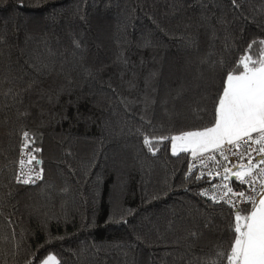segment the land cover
<instances>
[{
    "label": "trees",
    "instance_id": "trees-1",
    "mask_svg": "<svg viewBox=\"0 0 264 264\" xmlns=\"http://www.w3.org/2000/svg\"><path fill=\"white\" fill-rule=\"evenodd\" d=\"M260 39L264 0H0V264H218L234 212L143 139L210 126Z\"/></svg>",
    "mask_w": 264,
    "mask_h": 264
},
{
    "label": "snow or ice",
    "instance_id": "snow-or-ice-1",
    "mask_svg": "<svg viewBox=\"0 0 264 264\" xmlns=\"http://www.w3.org/2000/svg\"><path fill=\"white\" fill-rule=\"evenodd\" d=\"M257 44L260 45L258 54H253ZM164 140L171 142L173 155L179 154L177 151V142H179V151H190L193 158H197L198 153L216 150L224 156V160H227L228 156L224 155L222 147L227 142L240 150L233 155H239L240 159L245 156L250 157L246 166H240L241 171L233 172L231 168L225 166L222 179L229 180L228 174L231 173L241 184L253 185L251 191L256 195H248L245 191L236 193L232 187L223 183L213 185L214 190L211 195L207 189L201 195L209 196L214 202L229 203L234 211L231 225L233 239L227 252L218 253V264L225 262L226 264H264V167H261L264 165V39L250 42L235 67L226 73L222 93L214 102L211 125L198 130L183 131L179 135L170 137L144 136L143 143L155 155L157 148L153 145ZM32 143L34 140H31L30 134L24 132L18 160L19 173L15 177L17 183H36L42 178V169L38 168L41 161L33 154L40 149L30 148ZM252 152L256 153L255 157L252 156ZM209 159L215 161L214 156ZM27 165L32 167H28L25 171ZM192 167L194 168L195 165ZM257 168L258 172L255 171ZM189 171L191 172L192 168ZM257 177L262 181L259 192L255 186ZM201 178L202 176H197V179ZM220 188L225 191L217 196L215 189ZM229 194L231 197L241 198L248 208H240ZM225 197L229 199L226 200ZM53 262L59 264L56 257L49 255L42 264H53Z\"/></svg>",
    "mask_w": 264,
    "mask_h": 264
},
{
    "label": "built area",
    "instance_id": "built-area-1",
    "mask_svg": "<svg viewBox=\"0 0 264 264\" xmlns=\"http://www.w3.org/2000/svg\"><path fill=\"white\" fill-rule=\"evenodd\" d=\"M222 147L224 149V155L228 156L227 160H224V156L221 155L220 152L216 150L209 152L207 154L199 155L197 156V158L192 157L189 161L187 174L189 176H194L195 178H197V176H202L201 179H204V182L206 183V185L199 191V194L202 198L214 204H217V205H224L228 207L231 211H233V208L230 206L229 203H225L223 201L214 202L213 200L209 198V196L201 195V193L204 192L206 189L209 190V194L211 195L212 191L214 190L213 185H220L221 183L228 184L230 187L233 188V191L236 193L240 191H245L248 195H256L255 193L251 191V188L253 185L241 184L239 181L235 179V177L231 175V173L228 174L230 177L229 180L222 179V177L224 176L223 168L225 166L228 168H231L232 171L234 172L237 170H241L240 166H246L248 164V160L250 159V157L248 156H245L243 159H240L239 155H233L234 152L238 153L240 150L236 149L232 145L227 144V142H225V144ZM229 149H231V151H229ZM213 156L215 157V161L209 159V157H213ZM252 156L255 157L256 153L252 152ZM19 158H20V155L18 157V160ZM257 159H259V157H257ZM18 160L16 163V175L19 173ZM253 163H255V161H253ZM193 165H195L194 168L192 167ZM28 167H32V165H27L25 168V171H27ZM261 167H264V165H261ZM190 168H192L191 172L189 171ZM258 170L259 169L257 168L255 171L258 172ZM218 173L219 175H217ZM32 175H34V173ZM261 183H262L261 179L257 177L255 186L258 192L260 191ZM29 184H32V183H29ZM223 191L225 190L222 188L215 189L217 196L221 195ZM229 197H231V194H229ZM229 197H225V199L227 200L229 199ZM231 198L239 205L240 208L242 209L248 208V205L245 204L241 198L239 197H231ZM257 199H259V196H257Z\"/></svg>",
    "mask_w": 264,
    "mask_h": 264
},
{
    "label": "rangeland",
    "instance_id": "rangeland-1",
    "mask_svg": "<svg viewBox=\"0 0 264 264\" xmlns=\"http://www.w3.org/2000/svg\"><path fill=\"white\" fill-rule=\"evenodd\" d=\"M177 144H178L177 151H178V153H181V152L179 151V142H177ZM210 151H212V150H210ZM207 152H209V151H206V152H203V153H198L197 155H202V154L207 153ZM171 153H172V151H171ZM188 153L191 154L190 151H189ZM238 171H241V170H237V171H234V172H238ZM41 264H42V263H41ZM53 264H54V262H53Z\"/></svg>",
    "mask_w": 264,
    "mask_h": 264
},
{
    "label": "bare ground",
    "instance_id": "bare-ground-1",
    "mask_svg": "<svg viewBox=\"0 0 264 264\" xmlns=\"http://www.w3.org/2000/svg\"><path fill=\"white\" fill-rule=\"evenodd\" d=\"M197 179V178H196Z\"/></svg>",
    "mask_w": 264,
    "mask_h": 264
}]
</instances>
